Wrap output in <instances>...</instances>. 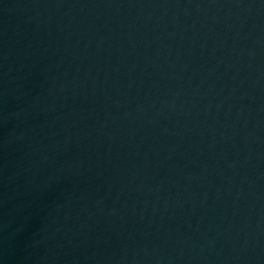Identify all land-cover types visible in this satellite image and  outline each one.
<instances>
[{
  "label": "water",
  "instance_id": "95a60500",
  "mask_svg": "<svg viewBox=\"0 0 264 264\" xmlns=\"http://www.w3.org/2000/svg\"><path fill=\"white\" fill-rule=\"evenodd\" d=\"M0 264H264V0H0Z\"/></svg>",
  "mask_w": 264,
  "mask_h": 264
}]
</instances>
